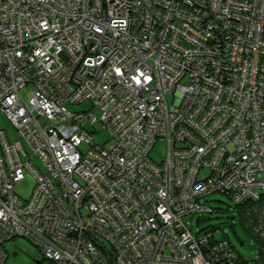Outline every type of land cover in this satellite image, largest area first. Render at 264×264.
<instances>
[{"label": "built area", "instance_id": "2783aa9c", "mask_svg": "<svg viewBox=\"0 0 264 264\" xmlns=\"http://www.w3.org/2000/svg\"><path fill=\"white\" fill-rule=\"evenodd\" d=\"M0 110V264H264V0H0ZM217 192L251 258L181 220Z\"/></svg>", "mask_w": 264, "mask_h": 264}, {"label": "rangeland", "instance_id": "374dc122", "mask_svg": "<svg viewBox=\"0 0 264 264\" xmlns=\"http://www.w3.org/2000/svg\"><path fill=\"white\" fill-rule=\"evenodd\" d=\"M24 96L27 98V92ZM91 107L90 102H84L77 105L67 104L70 111L82 110ZM95 111V109H94ZM0 127H3L9 138L15 137L12 126L4 117L0 110ZM98 141L102 142L107 139V133L98 126V132L95 134ZM28 153L30 151L23 144ZM81 150H85L86 146L81 145ZM165 143L158 140L151 148L149 157L159 162L164 158ZM24 158V157H23ZM33 160L39 163V160L32 156ZM34 179L29 172L24 174V178L16 187V192L24 199L28 198L34 186ZM201 201L210 207L216 209L215 212L196 211L182 216L181 220L192 229L194 233L204 228H216L219 231L215 233L218 238L227 239L234 247L236 252L245 258H251L258 252L259 241L253 235L252 227L248 222L249 217L244 212V206H235L225 195L220 193H211L201 199ZM4 247L8 254L5 264H50L43 258L40 250L29 240L23 237H14L4 243ZM168 253L169 249L166 248Z\"/></svg>", "mask_w": 264, "mask_h": 264}]
</instances>
